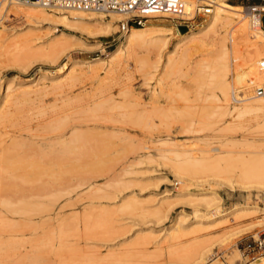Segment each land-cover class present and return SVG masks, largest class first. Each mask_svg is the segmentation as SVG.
I'll use <instances>...</instances> for the list:
<instances>
[{"label":"rangeland","instance_id":"obj_1","mask_svg":"<svg viewBox=\"0 0 264 264\" xmlns=\"http://www.w3.org/2000/svg\"><path fill=\"white\" fill-rule=\"evenodd\" d=\"M251 1L226 0V3L231 5L236 2L237 6L243 8L252 5ZM9 7L7 5V8L1 10V22L6 25L1 34L3 39L7 42L17 37L35 40L36 46L32 53L20 57L15 63L3 58L0 64L1 88L10 79L28 83L40 75H45L48 83L51 81L49 78L63 77L67 72H71L74 79L62 87L40 91L39 95L21 103L16 108L18 110L2 121L0 148L7 147L12 141L21 145L19 150L12 151L19 162H10L2 168L0 185L2 188H11L7 189V196V191H2L4 198H16L28 193L32 187L38 188L27 183L23 177V174L30 172L27 171L28 164L32 160L36 161V153L41 154V149L36 150L37 146L32 142L40 143L76 126L82 127L78 132L88 133L95 139H113L112 142L109 140L113 145L110 144L112 152L103 156L105 167L99 173L87 172L76 176L66 174L64 176L67 180L58 184L59 186L55 182L51 183L53 180L44 184L43 187L49 194L45 203L49 201L47 206L52 209L51 217L43 221V230L35 236L25 234L19 237L16 234L13 252H0V264H211L215 260L219 264H262L264 253L248 252L242 248L247 239L252 240V235L255 238L258 234L264 237V225H256L262 216L246 219L228 215L224 222H212L208 225L210 209H201V213L208 217L207 220H197L194 217V201L197 196L215 193L220 199L221 213L228 214L234 207L244 204H257L264 209V192L257 193L252 189L249 194L239 190L231 191L227 184L237 179L235 171L218 172L219 175H215L214 171L208 169L204 174L189 175L198 180L208 177L209 182L197 186L190 182L182 183L167 173L166 165L162 164L167 162L159 157L163 149L166 154L183 156L184 160L189 156L184 153L185 150H211L208 155L217 157L207 160L204 153L195 157L198 163H205L212 162L218 156H227L218 155L217 148L220 147L230 151H255L257 145L264 147V102L261 101L264 97L240 103L231 100L232 89L249 91L251 88L246 82L243 69L229 65L224 78L229 87L227 93L223 94L211 86L213 84L209 75L214 72L215 54L222 45L213 34H204L198 51L190 58L191 62L188 65L185 63L187 67L181 65L183 70L180 67V72L178 70L172 76L169 72L163 74L164 70L160 73L161 65L166 64V57L172 62L178 61V55L172 52L177 40L174 28L181 35L203 32L205 21L196 20L186 31L178 26L180 23L176 20H147L141 29L173 30L170 36L162 38L169 44L161 51L160 67L156 72L161 83L156 90H152L149 86H153L154 82L146 80L149 76L135 71L133 60L147 59L150 65L155 64L156 58L149 59L144 51H139L128 61L129 67H117L107 76L100 72L95 75L79 72V69L93 64V59L106 60L107 56L123 44L126 34L120 36L117 32L118 23H115L117 27H112L107 32L87 35L81 29L63 25L58 19L41 23L27 22L11 15ZM88 16L103 17L104 22L111 19L107 14L93 13ZM150 34L159 39L161 33L153 31ZM55 36L57 39L58 36L62 37L65 42L63 47L50 45ZM66 61L69 62L68 67L62 69ZM73 63L76 65L71 67ZM11 65L21 69H11ZM149 72L155 73L154 69ZM38 89L40 88L37 87ZM95 102L102 103L101 109L94 110L91 114V111L80 112ZM234 111L245 114L232 119L230 114ZM160 114H164V117L161 118ZM139 119L157 127L158 132L156 130L155 133L162 135L164 132L173 140L165 147L146 141L131 143V139L128 141L126 138L129 134L126 133L127 136L123 137L122 130L134 133L151 131L150 128L132 124ZM60 126L62 130L57 129ZM86 126L94 129H84ZM121 136L124 139L121 140ZM115 147L125 149L124 154L115 152ZM133 147L137 150H131ZM32 154L35 156L30 160ZM211 167L212 165L208 166ZM43 178L47 180V177ZM36 184L38 182L34 185ZM48 185H51L49 190ZM181 190L189 191L192 195L185 199L171 197ZM50 191L53 193L50 194ZM2 193L0 200H4ZM129 205H135L136 209L129 208ZM99 215H104L113 228L103 230L109 223L102 224V227L99 224L98 233L93 221ZM88 218L95 225L97 234H93L95 231L91 235L86 234L84 225ZM199 220L205 224L203 227L197 225ZM173 226L176 230L169 231ZM241 229L246 230L237 235ZM64 244H68L70 249L63 250L61 245ZM204 252V261L200 263L197 259ZM235 252L239 258L230 263Z\"/></svg>","mask_w":264,"mask_h":264},{"label":"bare ground","instance_id":"obj_2","mask_svg":"<svg viewBox=\"0 0 264 264\" xmlns=\"http://www.w3.org/2000/svg\"><path fill=\"white\" fill-rule=\"evenodd\" d=\"M212 2H213L212 13L211 15L208 16V20H205L206 24L203 32L201 31L188 32L187 34L181 35L178 33L176 28H174L175 29L174 35H176L177 40L174 44V49L172 52L173 54L178 55V61L172 62L173 60H171L169 57H166V64L161 65L162 68L160 73H162V71L164 70L163 74L166 75V72L167 74L169 72L171 73L170 76H172V73L174 72L176 73V71H178L180 67L182 69L181 65H185V63H187L188 65L189 61L191 60L190 59L191 56L198 51L199 44L204 39L202 38L204 37V34L210 33L216 37V40H220L222 43L219 51H217L215 54L216 64L214 66V72L209 75L210 77L209 80L211 79L210 82H212L211 84L213 85L211 86L213 88L218 89L223 94L228 92L229 87L225 82L224 78L226 77L227 69L229 65H236L241 69H243V72L246 73V82L249 83L251 87L258 83L264 84V77L260 74L259 70L257 69V62L259 58L260 57L264 58V35L262 34L260 28L258 27L257 24L253 25L251 23L250 18L247 16V14L244 13L242 7L228 5L226 3V0H212ZM7 5L10 6L8 8V11L9 13H11V15L16 16L17 18L20 17L21 19H25L27 22L41 23L44 21H49L51 19L52 20L58 19V22L62 23L63 25L81 29L87 35H93L95 33H101L105 31L107 32L110 28L117 27L115 23H117L122 19H125L124 15L108 13L107 15H110L111 19L108 22H104L103 17L88 16V14L89 15L93 14V12H79V11H70V10L69 11L46 10L36 5L34 3V0H25V1L0 0V64L3 58L5 57L9 59L11 62L15 63L16 60L19 59L20 57L32 53L36 46L35 40L29 41V40H25V38L17 37L7 42L3 39L1 34L5 29L4 26L6 25H3L1 22L2 21L1 10L4 7L7 8ZM85 13L88 14L86 15ZM97 14L101 15V13H97ZM146 17H155V15H147ZM56 20L54 21L56 22ZM141 28L142 27H139V29L138 28L130 29L125 35L123 44L118 46L116 50H114L109 56H107L106 60L93 59L92 61L93 64L91 65L89 64L85 68L79 69V72L84 74H91V75L92 74L95 75L100 72L101 75L107 76L112 70L116 69L117 67L118 68L123 67V65L129 67V65L127 64L128 61L132 60L139 51H144L149 59L156 58L155 64L150 65L147 59L133 60L136 69L135 71L140 73L141 72L145 73L144 75H148L149 77L146 80L148 82L149 81L154 82L153 86L148 85L149 88L151 87L152 90H156V88L161 83L160 78H157L156 76V72L160 67L159 62L162 58L161 51L163 50V48H165V46L169 44L167 40L162 38L170 36L171 31L173 32V30L169 28H159V29L150 28L147 30H143ZM153 31H160L161 34H159L160 35L158 37L159 39H155L152 36V34H150ZM58 37L59 38L57 39L55 36V38L51 40L50 45H52L53 47H63L65 42L62 39V37L61 38L60 36ZM68 63L69 62L66 61L62 69L68 67ZM74 65H76V63H73L71 67H73ZM10 68L15 70L19 69V67L14 65H11ZM151 69H154L155 73L149 72ZM200 78L203 79V77ZM49 79H51L50 83H48L47 81L48 79L45 75H40L36 80L29 81L28 83H18L19 81L16 82L10 79L6 83H4L2 88L0 86L1 88L0 126L2 121L3 120L5 121L10 113L18 110L16 108H18L21 103L23 104L24 101L30 100L32 96L39 95L40 91H45L48 90L49 88L56 89L62 87L63 84L65 85V83L72 81L74 79V76L72 75L71 72H67L63 77L53 76ZM37 87L40 89L42 87V90L40 89L37 90ZM261 101L264 102V98ZM101 104H102L101 102H95L90 106L87 105L88 107L85 108V110L83 111L80 110V112L83 113V112L91 111L90 112L91 114L94 110L101 109L100 108L102 106ZM244 114L245 112L242 111H234L230 114V117L232 119H236ZM91 116L94 115L92 114ZM160 116L161 118H163L164 114H160ZM135 122L136 123H132V124L136 126L140 125L144 128H150L151 131H140L134 133L129 130L128 131L122 130L125 132V134L123 132L124 135L123 137L127 136L126 133L129 134L126 138L127 139L130 138L131 143L146 141L147 143H157L158 145L165 147L168 145L170 141L173 140L172 138L168 137L167 134H164V132L162 135L155 133V131L158 128L155 126H150V124H148L147 122H144L140 119L135 120ZM81 128L82 127L72 126L67 131L63 130L55 134V136H53L50 139L44 140L40 143L37 142L31 143L37 146L36 150L41 149V151L39 152H41L42 155L40 153H36V155L38 154V156L39 155L40 156L36 157V161L32 160L33 162L31 161V163H29L31 165L28 164L27 167L29 170L27 171L30 172L29 173L26 172V174H23L24 175L23 177H25L24 179H26L27 183L32 184L33 186H37L38 187L37 189L32 187L31 189L32 191L30 189H29L30 191L27 190L29 191L28 193L23 194L21 196H17L16 197L17 199L13 197V195L11 194L12 197L15 199L13 200V198L11 197L4 198L3 196L4 194L2 193V191L4 190L7 191L5 193V196H7L6 195L8 193L7 189L10 190L11 188H7L6 186L2 188V186L0 185L1 186L0 194L2 193V197L4 199V200H0V252L1 253L13 252L16 245L15 243L17 241V238L16 240H14L16 234H18L19 237L24 236L25 234L28 235L31 234L35 236L39 234L40 231L43 230V225H45L43 221L51 217L50 211L52 210L50 206H47L49 201L45 203L49 195L47 194L48 191H45L46 188L43 187L45 186L44 185L45 183L47 184V182L49 183V181L51 182V180H53V182L51 183L55 182L57 183L56 185L59 186L58 184L63 183L65 182V180H67L65 179L64 176L66 174L76 176L81 173L84 174L87 172L99 173V171L104 169L105 160L103 159V156L105 157L109 152H112L110 150L111 147L110 144L113 145V143H109V140L110 142H112L111 140L113 139L108 137H107L108 139L107 138H101L100 140L95 139L88 133L84 134L78 132L79 130H82ZM83 128L90 131L94 129V127H88V126ZM57 129L62 130V127L60 126ZM122 139L124 138H122L121 136V140ZM130 139L128 141H130ZM19 146L21 145H19L18 142L12 141L7 147L2 146L0 148V176H1L0 178L1 179H2L1 173L3 172L2 170L4 169L6 164L10 162L13 163L16 162L17 164L19 162L18 158L16 159L15 157L16 154L12 152L13 150L16 149L19 150L20 149ZM258 146L260 145H257L255 151L252 149L253 151L248 150L249 152L246 150L245 151L223 150L220 147L217 148L219 153L218 155H227V156H218V158L213 159L212 162L207 161L205 163H201V162L198 163L195 157L196 155H199L201 153H204L206 155L204 157L207 160H210L213 157H217V156L208 155V153H210L211 150L210 151H202V150H194V149L185 150L184 153L189 154V156H187V158L184 160L183 156L177 154H168V153L166 154V151L163 149V151L160 152L161 155L159 157L161 160L167 162L166 164L162 163L164 164V166L166 165L165 167L168 170L167 173L169 175H172L173 178H175L178 181H181L182 183L190 182L193 186H197V185H202L205 182H209L208 177L201 178L199 180L191 178L192 174L193 175L194 173L204 174V172L208 169L214 171L215 175H219V173L221 172L235 171L237 179L236 180L234 179L235 182L229 181L227 184V187L231 191L239 190L240 192H245L249 194V192H251L250 190L252 189L257 193H262L264 192V150H263L264 147L263 145L260 147ZM134 149L135 147L131 148V150ZM114 150L115 152H119L121 154H124L125 152V149L123 148L115 147ZM233 153H236L237 155L231 156V154ZM5 154L7 155L10 154V155L8 157ZM245 154H251V155L246 156ZM30 156L32 157V158L30 157L31 160L34 159L33 157L35 155L32 154ZM187 159H189V161L192 162L187 161ZM211 165L212 167L208 168V166ZM29 167H31V169ZM43 177H47V180L45 181ZM37 182L39 186L37 184L34 185ZM51 185H48V187L46 186L47 190H49L48 188ZM41 186L42 188H40ZM49 193L51 194L53 192L50 191ZM190 195L192 194L189 191L185 192L181 190V191H177L171 197L185 199ZM220 204H221L220 199L216 197L215 193H211L210 195L197 196V198L194 201V213H196L194 217L197 218V220L198 219L207 220V218L209 217L208 218V220L210 221L208 223L209 225L212 222L214 223L224 222L225 220H227L225 217H227L228 215L229 216L231 215L234 218L239 216L240 218H246V219L262 216V219L258 221L256 225H259L261 223L264 225V209L257 206V204L256 205L244 204L243 206L240 207H236V208L234 207V209L228 214L221 213L222 210L220 209L221 208ZM129 206H130L129 208L131 209L134 210L136 209L134 207L135 205L132 206L129 205ZM201 209H204L206 211L210 209L209 211L211 214H209L208 217H206V214L204 215V213H201ZM107 221L108 220L106 219V217H104V215H99V218L97 217V219H94L93 222H95L94 224L97 225L96 227L98 233H99L98 225L101 224V227L107 223H109L110 225V222ZM91 222L92 220L88 218L84 225L85 232L87 235H89L92 231L96 232V233L92 232L93 234H97V231L95 230L96 229L95 225L91 224ZM109 225L107 226L105 225L106 228L104 226V228L102 229L103 230L107 228L112 229L113 228L111 227L112 225L110 226ZM197 225L203 227V225L205 224L199 220L197 222ZM102 229L100 231H102ZM174 229L175 228L173 226V228L169 231H172ZM245 230L246 229L244 230L241 229L236 234L238 235L244 233ZM167 236L169 237L170 234ZM25 237H27V235ZM59 241L61 242L62 240ZM65 244L61 245L62 249L63 248L70 249V247L68 248L67 246L68 244L67 245ZM144 244L141 245L143 246ZM204 258H205V252L202 253L197 260H199V262L201 263L204 261ZM238 258L239 257L235 252L230 258V263H232ZM88 264H91V262H89ZM205 264H207V262H205ZM211 264H219V262L215 260ZM262 264H264V261Z\"/></svg>","mask_w":264,"mask_h":264},{"label":"built area","instance_id":"obj_3","mask_svg":"<svg viewBox=\"0 0 264 264\" xmlns=\"http://www.w3.org/2000/svg\"><path fill=\"white\" fill-rule=\"evenodd\" d=\"M34 3L46 10L93 12L101 14L124 15L118 21V33L126 34L132 28L143 27L150 18H166L179 21V27L190 29L196 20L204 22L211 15L212 0H34ZM244 13L253 25L257 24L264 35V6L246 5ZM155 15V17H146ZM167 16V17H164ZM257 69L264 77V58L257 62ZM264 97V84L253 85L249 91L232 89L231 100L240 103L248 99ZM244 251L264 253V237L252 235L242 246Z\"/></svg>","mask_w":264,"mask_h":264},{"label":"crops","instance_id":"obj_4","mask_svg":"<svg viewBox=\"0 0 264 264\" xmlns=\"http://www.w3.org/2000/svg\"><path fill=\"white\" fill-rule=\"evenodd\" d=\"M248 2V0H246ZM241 3V2H240ZM252 5H260V6H264V0H252L250 2ZM232 6H237L238 4L236 2H233L231 4Z\"/></svg>","mask_w":264,"mask_h":264}]
</instances>
